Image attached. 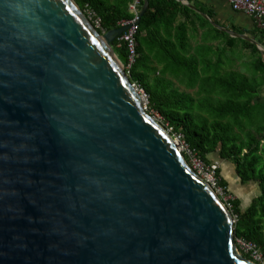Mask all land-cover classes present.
<instances>
[{
    "label": "water",
    "instance_id": "obj_1",
    "mask_svg": "<svg viewBox=\"0 0 264 264\" xmlns=\"http://www.w3.org/2000/svg\"><path fill=\"white\" fill-rule=\"evenodd\" d=\"M126 30L76 0H0V264H257L144 110L111 47Z\"/></svg>",
    "mask_w": 264,
    "mask_h": 264
},
{
    "label": "trees",
    "instance_id": "obj_2",
    "mask_svg": "<svg viewBox=\"0 0 264 264\" xmlns=\"http://www.w3.org/2000/svg\"><path fill=\"white\" fill-rule=\"evenodd\" d=\"M134 1L76 0L84 12L92 8L98 13L107 32L133 19ZM148 2L136 35L139 56L129 79L148 95L150 109L174 133L184 134L201 159L209 163L208 157L217 154L235 166L243 184L258 183L261 193L251 205L243 209L234 200L231 212L234 238L256 243L264 257L263 52L216 27L209 10L192 9L179 0ZM261 32L263 39L264 29ZM111 47L126 58L123 43L115 41ZM221 184L228 189L222 178ZM243 257L254 262L249 255Z\"/></svg>",
    "mask_w": 264,
    "mask_h": 264
},
{
    "label": "built area",
    "instance_id": "obj_3",
    "mask_svg": "<svg viewBox=\"0 0 264 264\" xmlns=\"http://www.w3.org/2000/svg\"><path fill=\"white\" fill-rule=\"evenodd\" d=\"M230 3L236 11H244L256 19L258 25L264 29V0H231ZM139 5V0L132 3L130 5V10L134 15L133 19L120 23V28H127V30L119 37V42L123 43L127 49L126 62L123 63V68L127 73H129L135 66L139 56L136 43V35L138 32L141 14L138 9ZM85 14L102 35L108 34L107 30L103 26L102 18L97 12L92 9H88L85 11ZM145 109H147V106ZM168 130H171L174 133L173 128H169ZM168 132L170 133V131ZM175 141L177 142L178 147L180 146L182 155L185 157L188 166L192 169L196 176L206 184L208 183L222 203L227 206V208L232 209V202L235 199L227 193V188L221 184V177H219V165L214 163L210 164L201 159L198 153L187 143L186 136L184 134L178 133ZM235 244L242 256L243 254L249 255L254 260V263L258 262L264 264L263 254L256 243L249 242L244 239H235Z\"/></svg>",
    "mask_w": 264,
    "mask_h": 264
},
{
    "label": "crops",
    "instance_id": "obj_4",
    "mask_svg": "<svg viewBox=\"0 0 264 264\" xmlns=\"http://www.w3.org/2000/svg\"><path fill=\"white\" fill-rule=\"evenodd\" d=\"M179 1H181L184 5H187L189 7L192 6L197 9L211 11L214 14V20L218 22L216 23L213 20L212 21L213 23L225 29H228L230 31H234L240 34H247L248 36L253 38L254 41L257 42L256 45L259 48L261 47L264 49V45L262 44V41L264 43V38L261 39L263 35L261 32L262 28L258 25L256 19H254L252 16H250L244 11L239 12L233 9L230 3L231 0H179ZM143 8H144V3L143 5H139L138 7L140 12H142ZM88 9H92V8H88ZM254 31H260V34L256 36V34H254ZM119 37H117L115 41H119ZM208 161L209 163H212V164L214 163V164L219 165L220 167L219 172H220L221 178L227 184V187L230 188L229 190H231V187L232 188L235 187V189L238 190V188H242L243 186L249 184V183L243 184L241 182V179L237 175L235 166L226 161H222L217 154L209 156ZM258 196H256V198ZM236 198L238 201L241 202V207L243 209L249 207L251 203L253 202V200L256 199L254 197L251 198L250 195L246 196L245 194H241Z\"/></svg>",
    "mask_w": 264,
    "mask_h": 264
},
{
    "label": "rangeland",
    "instance_id": "obj_5",
    "mask_svg": "<svg viewBox=\"0 0 264 264\" xmlns=\"http://www.w3.org/2000/svg\"><path fill=\"white\" fill-rule=\"evenodd\" d=\"M127 75H128V73H127ZM135 86H136L137 91L140 93L141 98L143 97L142 98L143 103H145L147 105V112L149 113V115L152 118H154L157 121V123L164 126L168 130L169 129L168 124L165 123V120L162 118V116L159 113L152 111L150 109L149 98H148V95L143 90V88L141 86H139V84H136ZM168 131H170V133L173 135V138L177 139V134H174L171 130H168ZM210 164H212V163H210ZM220 177H221V175H220ZM229 189L230 188L227 189V193L230 196H232L235 200H237L236 197H238L241 194H245L246 196L250 195L251 198H253V197L256 198V196L260 195V193H261L260 187H259L258 183H256V182H251L248 185L243 186L242 188H238V190H236L235 187H233V188L231 187V190H229ZM228 210L231 213L233 220H236L235 217L233 216L232 212H231L232 209L228 208Z\"/></svg>",
    "mask_w": 264,
    "mask_h": 264
},
{
    "label": "bare ground",
    "instance_id": "obj_6",
    "mask_svg": "<svg viewBox=\"0 0 264 264\" xmlns=\"http://www.w3.org/2000/svg\"><path fill=\"white\" fill-rule=\"evenodd\" d=\"M137 93L139 94V97H140V100H141V103H142V106H143V108H144V110L147 112V109H145V107L147 106L145 103H143V100H142V98H141V96H140V93L137 91ZM156 123H157V121L154 119V118H152ZM157 124H159V123H157ZM169 133V132H168ZM170 134V133H169ZM171 135V134H170ZM172 136V135H171ZM172 138H173V136H172ZM174 139V138H173ZM174 143H175V145L178 147V144H177V142L175 141V139H174ZM179 148V150H180V152H182L181 151V149H180V146L178 147ZM202 181V180H201ZM207 185L210 187V185L207 183ZM211 188V187H210ZM212 189V188H211ZM213 190V189H212Z\"/></svg>",
    "mask_w": 264,
    "mask_h": 264
}]
</instances>
